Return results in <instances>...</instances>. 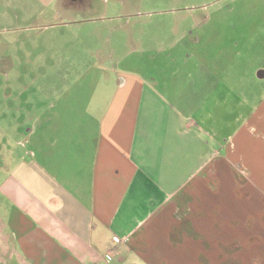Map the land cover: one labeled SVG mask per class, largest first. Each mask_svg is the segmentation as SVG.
<instances>
[{"label": "crops", "instance_id": "1", "mask_svg": "<svg viewBox=\"0 0 264 264\" xmlns=\"http://www.w3.org/2000/svg\"><path fill=\"white\" fill-rule=\"evenodd\" d=\"M235 72L173 86L90 65L15 99L0 114L12 257L264 264V65Z\"/></svg>", "mask_w": 264, "mask_h": 264}, {"label": "rangeland", "instance_id": "2", "mask_svg": "<svg viewBox=\"0 0 264 264\" xmlns=\"http://www.w3.org/2000/svg\"><path fill=\"white\" fill-rule=\"evenodd\" d=\"M90 65L173 86L215 67L244 81L235 70L264 65V0H0V114ZM1 229L0 264H19Z\"/></svg>", "mask_w": 264, "mask_h": 264}]
</instances>
